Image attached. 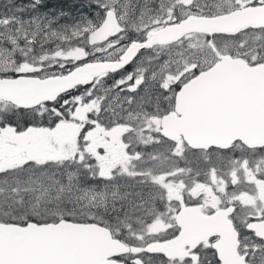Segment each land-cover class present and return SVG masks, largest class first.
<instances>
[{"label":"snow or ice","instance_id":"1","mask_svg":"<svg viewBox=\"0 0 264 264\" xmlns=\"http://www.w3.org/2000/svg\"><path fill=\"white\" fill-rule=\"evenodd\" d=\"M42 4L0 12V264H264V0Z\"/></svg>","mask_w":264,"mask_h":264},{"label":"trees","instance_id":"2","mask_svg":"<svg viewBox=\"0 0 264 264\" xmlns=\"http://www.w3.org/2000/svg\"><path fill=\"white\" fill-rule=\"evenodd\" d=\"M8 2L9 0H0V12L5 11L4 5ZM15 3L28 4L30 0H15ZM61 11L68 13V15L61 18L60 23L72 24L77 22L81 16L93 12L94 9L87 7L86 0H43V4L39 8L40 13H47L49 16H55Z\"/></svg>","mask_w":264,"mask_h":264},{"label":"flooded vegetation","instance_id":"3","mask_svg":"<svg viewBox=\"0 0 264 264\" xmlns=\"http://www.w3.org/2000/svg\"><path fill=\"white\" fill-rule=\"evenodd\" d=\"M73 1H83V0H73ZM87 1V0H86Z\"/></svg>","mask_w":264,"mask_h":264}]
</instances>
